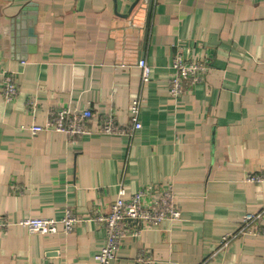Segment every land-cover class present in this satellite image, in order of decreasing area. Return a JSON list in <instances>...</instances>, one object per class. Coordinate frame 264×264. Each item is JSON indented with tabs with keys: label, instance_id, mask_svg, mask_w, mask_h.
<instances>
[{
	"label": "crops",
	"instance_id": "crops-1",
	"mask_svg": "<svg viewBox=\"0 0 264 264\" xmlns=\"http://www.w3.org/2000/svg\"><path fill=\"white\" fill-rule=\"evenodd\" d=\"M175 50L211 64L176 99ZM4 73H14L17 94L9 103L0 94V215L11 224L0 231V264H97L105 231L89 217L120 188L127 199L158 185H172L180 221L124 239L110 264H145L141 253L146 264H264V237L218 251L264 207V182L246 181L264 173V0H0V90ZM136 99L139 130L99 132L107 115L128 127ZM88 107L89 131L74 142L28 131L53 111ZM65 209L80 219L69 234L17 225L60 220Z\"/></svg>",
	"mask_w": 264,
	"mask_h": 264
},
{
	"label": "built area",
	"instance_id": "built-area-1",
	"mask_svg": "<svg viewBox=\"0 0 264 264\" xmlns=\"http://www.w3.org/2000/svg\"><path fill=\"white\" fill-rule=\"evenodd\" d=\"M141 70V80L146 83L149 78L150 68L143 61L138 62ZM172 70L174 76L169 80L168 92L173 98H178L185 92L203 81L204 76L210 71L211 64L208 60L193 61L184 59L180 50H175L172 58ZM0 94L5 102H12L17 94V86L14 73H4ZM141 101H132L129 107V124L126 128L117 125L112 115H107L99 121V132L103 135H127L131 136L134 131L141 128L138 121V111ZM94 116L91 109L86 108L81 114H74L67 109H58L49 113L44 126L33 124L29 127L30 135L36 136L45 132L62 133L67 140L74 142L82 135L88 133L87 121ZM246 181L254 184L264 182V173H250ZM149 200L147 201V197ZM181 212L176 205V198L172 185L154 186L152 192L139 190L125 199V190L120 188L116 200L106 212L94 211L87 221H92L101 226L105 231V245L95 255L97 264H110L115 260L117 251L124 239L134 238L142 231L157 228L164 221L178 222ZM85 221V220H84ZM80 223L70 209H65L60 220L26 218L20 220L17 225L24 228L30 235H56L69 234ZM11 224L8 219L0 215V231H4ZM252 235L264 237V207L255 213L245 214L238 230L230 235H225L220 241L218 251H223L227 245L239 236ZM137 262L147 263V257L141 253ZM207 260L201 264H206Z\"/></svg>",
	"mask_w": 264,
	"mask_h": 264
},
{
	"label": "water",
	"instance_id": "water-1",
	"mask_svg": "<svg viewBox=\"0 0 264 264\" xmlns=\"http://www.w3.org/2000/svg\"><path fill=\"white\" fill-rule=\"evenodd\" d=\"M149 22H150V9L148 8V11L146 12V17H145V23H144L143 42H145L147 38L146 35H147V29H148ZM28 32L29 34H31L32 30L30 29Z\"/></svg>",
	"mask_w": 264,
	"mask_h": 264
}]
</instances>
